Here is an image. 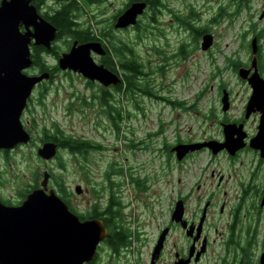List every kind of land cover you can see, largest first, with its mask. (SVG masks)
Here are the masks:
<instances>
[{
	"label": "flooded vegetation",
	"instance_id": "obj_1",
	"mask_svg": "<svg viewBox=\"0 0 264 264\" xmlns=\"http://www.w3.org/2000/svg\"><path fill=\"white\" fill-rule=\"evenodd\" d=\"M176 1L185 3L187 12L184 15H189L193 6L192 11L195 8L201 11L199 25L194 24L189 18L181 29L188 35L187 43H191L192 33L199 37V42L195 45L201 59L202 84L191 104H182V101L171 96L170 98L153 96L161 101L157 104L164 107L179 109L185 114L194 113L201 119L200 126L194 129L189 122L183 124L176 122L177 125L169 129L175 121L166 124L165 121L159 120L157 128L147 132L144 138L134 141L122 134L121 137L128 139L127 147L133 153L148 152L161 164V174L139 175L132 169L126 180L129 178L127 182L131 188L150 192L156 188L155 182L163 180L161 178L163 175L171 176L174 170H179L185 176L184 179L179 177L176 181L167 180L165 183L167 193L176 192V196L170 198L169 221L161 227L159 235L168 228L166 246L172 235L179 233L182 236V239L173 238L171 242V264H176L178 258H188L194 242L197 249L191 264H201L205 260L211 245L215 242L209 233V221L216 209L220 215L230 211L227 238L224 242L226 247L229 243H235L237 225L242 216L254 220L255 216L251 214L249 216L248 210L264 213L262 206L264 157L261 152L264 145V0H30L29 6L34 8L38 15L37 21H45L52 25L56 29V35L51 41L50 48L37 43L36 37H30L29 46L33 62L42 64L46 70L34 65L35 73L28 71L25 73L39 75L50 71L52 75L35 85L22 115V123L32 136L31 142L19 143L12 148L0 147V254L20 249L24 250L27 256L25 261L28 264L39 263L38 259L32 261L30 258L31 253H36V250L44 247L43 243L36 241L39 233L30 232L29 237L25 238L23 230L26 219L35 220L38 216L47 219V204L44 201H33L29 204L33 205L34 209L27 210L26 207H22L35 190H43L46 195L48 189H54L59 195V189H70L66 182L64 187H58L54 179V170L49 164L60 159L72 158L74 174L82 177V181L76 186H83V182L89 185L86 193L78 195L80 198H84L88 192L98 194L106 190L105 185L101 191L95 188L92 153L100 149L99 145L91 139L77 135L74 130H69V126L78 123L63 120L70 117L68 110L60 118L55 116V111L51 112L57 108L55 97L50 99L53 83L60 76H79L93 92L94 101L105 108H109L111 103L110 100L102 103L101 96L105 91L137 90L136 78L137 75L140 76L139 68L135 64L132 65L134 67V70L131 67L132 77L126 72L127 64L121 60L124 59L122 58L124 52L127 54L132 50L126 47L118 34L136 31L144 26L150 29L154 23L159 22L160 17L168 12H174ZM2 2L3 0H0V6ZM135 3L146 5L144 12L137 17L136 23L117 26L119 18ZM62 14L63 18L67 17L65 21L67 26L60 28L55 21ZM144 19L152 20V23H147ZM20 30L34 33L36 28L34 25L22 24ZM209 35L212 37L211 43L205 40ZM88 43L98 45L97 48L91 49V56L97 65L115 72L121 79L119 84L104 87L99 81L89 80L72 70L60 68L62 55L69 53L74 46L80 47ZM187 43H181L179 50ZM188 74L189 70L184 75ZM136 93L141 92L137 90ZM229 126L232 129L226 134L225 128ZM227 137L232 139L243 137L246 146L235 155H230L226 150L213 155L211 149L205 147L189 153L182 161L176 159V153L173 151L179 144L211 141L222 143ZM252 141H255L259 149L250 147ZM45 143L57 145L58 155L55 158L47 160L38 156L39 147ZM201 155L209 156L201 171L204 174L208 171L207 178L213 180L215 188L209 192L205 191L203 195H197L196 206L190 209L189 200L194 193L192 188H188L193 178L188 163L192 158ZM222 157L227 163L226 169L216 167ZM59 167L63 169L62 165ZM48 173L49 185L45 187L43 181ZM123 174L125 175L124 169ZM204 174L195 181L198 183L196 191L203 190L200 182ZM187 189L186 193H180ZM179 202L183 204V215L182 220L177 221L175 211ZM117 205L109 196L102 209L98 208L96 201L90 203L88 207H83L76 204L72 195L69 207L81 221L107 216L109 224L114 227L115 223H118ZM104 223L110 231L105 221ZM127 227L124 228L126 231L124 236L134 237L136 227L131 226L130 231ZM204 242L207 246L206 252L198 263H194L197 252ZM104 245L106 244L103 242L99 246L97 257L89 264H111L120 260L125 262L123 255L127 253L126 249L119 250V246L103 250ZM261 253L255 255L252 251L251 258L241 259L239 252L237 254L234 250L227 252L226 249L227 258L222 260V264H259ZM152 254L153 250L150 262ZM164 255L165 251L159 258V263L164 260Z\"/></svg>",
	"mask_w": 264,
	"mask_h": 264
},
{
	"label": "rangeland",
	"instance_id": "obj_2",
	"mask_svg": "<svg viewBox=\"0 0 264 264\" xmlns=\"http://www.w3.org/2000/svg\"><path fill=\"white\" fill-rule=\"evenodd\" d=\"M192 8L189 15H184L187 12L185 3L176 1L174 12H168L160 17L159 22L154 23L150 29L144 26L136 31L118 34L119 39L125 44L133 46L128 57L137 62L136 66L140 71V77L137 79L140 94L129 90L124 91V94L115 92L114 104L104 109L94 101L93 92L79 76H60L53 86L50 84L52 86L50 99L55 97L57 105V108L51 112L55 111V116L60 118L68 110L70 117L63 118V120L78 123L69 126V130H74L77 135L91 139L99 145L100 149L92 153L95 188L101 191L105 185L106 190L98 194L88 192L84 198H80L75 193V186L82 181V177L74 174L72 158L60 159L49 166L54 170V174L65 180L67 186L74 192L76 204L88 207L90 203L96 201L98 208L102 209L109 196L118 204L119 224L115 223L114 227L111 226L112 230L115 228L126 235L125 227L129 226L127 227L129 231L131 226L136 227L135 236L132 238L130 235L125 236L127 245L119 249L127 250V253L123 255L127 263L120 260L111 264H150L151 252L156 244L159 231L169 221L170 198L176 196V192L167 193L165 183L167 180L176 181L179 177L185 178L179 170H174L171 176L163 175L162 181L155 182L156 188L150 192L131 188L128 184L129 178L126 180V176H130L132 169H135L139 175L161 174V164L153 154L148 152L133 153L127 147V140L134 139L135 141L144 138L147 132L157 128L159 120L165 121L166 124L175 121L169 129L175 127L176 122L182 124L189 122L194 129L200 126L201 119L194 113L185 114L179 109L164 107L157 104L161 101L153 96L157 95L160 98L171 96L186 104H191L195 94L201 88L203 78L200 71L201 59L195 45L199 39L196 34L192 33L191 43H187L188 35L181 29L189 18L194 24L199 25L201 11L199 8L192 11ZM144 21L152 23V20L144 19ZM181 43L187 44L179 50ZM123 61L128 60L124 57ZM187 70L189 74L186 76L184 74ZM35 72V68L28 71V73ZM144 88H146L145 92ZM111 113L117 116L118 127L114 125L112 117H109ZM122 134L128 139L121 137ZM37 144L36 141L35 145ZM32 151L34 155V147ZM208 160L209 156L201 155L192 158L188 163L191 166L190 174L193 176L188 188H192V193H194L189 200L190 209L195 208L197 195H203L205 191L209 192L215 188L212 184L213 180L207 178L208 171L206 174L201 171ZM32 164H34V159ZM226 164L222 157L218 160L216 167L226 169ZM60 165L63 166L62 170ZM120 168L125 170V175L120 174ZM201 174H204L200 182L203 190L196 191L198 183L195 181ZM88 187L89 185L83 182L84 192ZM187 191L188 189L180 193ZM229 212L220 215L216 209L212 214L209 221V233L215 242L201 264H222V260L227 258L226 249L227 252L229 250H234L236 254L239 252L241 259L251 258L252 251L255 255L262 252L264 213L248 210L249 216L250 214L255 216L254 220L242 216L237 225L238 233L234 237L235 243H229L226 247L224 242L227 238V225L230 222ZM249 227L252 230L251 235L247 234ZM254 228H257L256 233H254ZM173 238L182 239V236L179 233L171 236L165 248L164 260L159 264H171L170 253ZM107 248H109L107 244L103 246V250Z\"/></svg>",
	"mask_w": 264,
	"mask_h": 264
},
{
	"label": "water",
	"instance_id": "obj_3",
	"mask_svg": "<svg viewBox=\"0 0 264 264\" xmlns=\"http://www.w3.org/2000/svg\"><path fill=\"white\" fill-rule=\"evenodd\" d=\"M30 0H3L0 6V147L11 148L19 143H27L31 136L24 129L21 116L27 105V101L34 86L51 77V72L46 71L40 75H27L25 70L32 67L33 59L30 50V37L34 36L37 43H42L50 48L51 41L56 35V29L45 21H37L38 15L34 8L29 6ZM145 3H135L118 20L117 26L123 27L135 24L138 15L145 10ZM34 25V33L22 32L20 25ZM207 43H211V37L207 36ZM93 43L84 44L80 47L74 46L69 53L62 55L60 67L71 69L81 73L90 80H98L105 86L116 84L119 76L102 65H97L91 56V49L97 48ZM231 131L226 128V133ZM243 137L238 139L227 138L224 143L206 142L181 144L175 147L177 158L182 160L189 152L200 150L209 146L216 154L227 149L231 154L245 147ZM251 146L257 148L255 141ZM264 156V145L261 148ZM38 154L51 159L57 154V146L53 143H46L38 150ZM49 175H45L44 185L48 184ZM78 194L83 192L81 186L76 188ZM44 201L47 204V263L46 264H86L93 261L97 255V249L106 237L109 236L107 228L102 220L95 219L82 222L78 216L72 213L68 205L55 193L49 190L45 195L43 190L34 191L25 201L22 208L34 209L30 202ZM264 206V200L262 202ZM13 211V209H11ZM177 221L182 220L183 204L178 203L175 211ZM202 223L200 224L201 227ZM199 227V231H200ZM168 229L161 234L153 253L152 263L156 264L164 248V241ZM191 233V231H189ZM46 248L44 244L43 249ZM196 246L190 249V256L187 259L181 258L176 264H190ZM206 251V245L201 247L197 253L195 262H198L201 255ZM26 255L9 256L0 254V264H28L25 261ZM45 257V254H44ZM31 260L38 259L36 253H31ZM20 259H24L19 262ZM260 264H264V252L261 255Z\"/></svg>",
	"mask_w": 264,
	"mask_h": 264
},
{
	"label": "bare ground",
	"instance_id": "obj_4",
	"mask_svg": "<svg viewBox=\"0 0 264 264\" xmlns=\"http://www.w3.org/2000/svg\"><path fill=\"white\" fill-rule=\"evenodd\" d=\"M139 148V147H138ZM47 223H48V216L47 219H43V217L38 216L35 220H30L26 219L25 221V226L23 233L25 235V238L29 237L30 232H38L39 235L36 238L37 242H41L43 244H46V248L41 249V250H36V255L39 260L38 264H46L47 263V253H48V246H47ZM45 254V257H44ZM8 257L9 256H18V255H25L24 250L20 249H15V250H10L7 253ZM24 260V259H23ZM20 259L19 262L23 261Z\"/></svg>",
	"mask_w": 264,
	"mask_h": 264
},
{
	"label": "trees",
	"instance_id": "obj_5",
	"mask_svg": "<svg viewBox=\"0 0 264 264\" xmlns=\"http://www.w3.org/2000/svg\"><path fill=\"white\" fill-rule=\"evenodd\" d=\"M66 19H67V17H64V18H63V14H62V15L59 16V18H58L55 22H56L57 24H59L58 26H59L60 28H62V26H65V25L67 26V24H66V22H65ZM60 24H61V25H60ZM119 53H121V50H120V49H119ZM130 64H131V66H130ZM34 65H35V67L41 68L42 70H46L42 64H39V63H37L36 61L34 62ZM132 65L134 66V64H132L131 62H128L127 67H128V70H129V71H131V67H132ZM132 70H134V67H132ZM132 80H133V79H132ZM133 86H134V82H133ZM145 91H146V88H144V92H145ZM110 116H111L112 119L114 120V125L118 127V125H117V116H116L114 113H111ZM63 193H64V196H65V193H66V192L64 191ZM105 220H106V224L109 225L108 220H107V219H105ZM108 225H107V226H108ZM256 231H257V230H256ZM256 231H255L254 233H256ZM249 232H250V230H249ZM111 235H112L111 238H108V239H107V243H108L111 247H115V248H117V247L123 245V243L126 241V238H125L124 234H123L121 231L116 230L115 228L112 230Z\"/></svg>",
	"mask_w": 264,
	"mask_h": 264
}]
</instances>
